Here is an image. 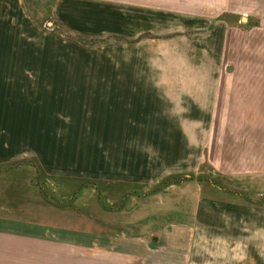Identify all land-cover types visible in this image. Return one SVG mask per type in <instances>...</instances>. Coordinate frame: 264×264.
<instances>
[{"label": "rangeland", "instance_id": "374dc122", "mask_svg": "<svg viewBox=\"0 0 264 264\" xmlns=\"http://www.w3.org/2000/svg\"><path fill=\"white\" fill-rule=\"evenodd\" d=\"M0 147V264H264V0H0Z\"/></svg>", "mask_w": 264, "mask_h": 264}, {"label": "trees", "instance_id": "16d2710c", "mask_svg": "<svg viewBox=\"0 0 264 264\" xmlns=\"http://www.w3.org/2000/svg\"><path fill=\"white\" fill-rule=\"evenodd\" d=\"M40 172H41L42 174H41ZM38 173H39V174H38ZM37 174H38V177H37V178L35 179V181H34V186H35L37 189L42 190V191H41L42 196H43L44 198L48 199L49 201H51L52 203H53V201H54L55 203H61V201L55 199V198L52 197L50 194H48V192L45 191V190H46V186H44V185H45L44 181H45L46 179L49 180V178H48V177L45 178L46 175L42 172V170H37ZM43 179H44V181H43ZM178 179H179L178 177L168 178L167 180H165V182H163L162 187H170V186H172V185H178V184L183 183L184 181H188V179H186V178H183V179H181L180 181H179ZM190 179H191V181H192L194 178H190ZM92 187H93L94 189H96L97 191H99V189H100L99 185H97V184L92 185ZM92 187H91V188H92ZM79 192H80V191H79ZM79 192L75 195L74 199H76V197L79 195ZM99 192H101V191H99ZM73 201H74V200H73ZM69 203H71V202H69ZM66 204H67V203H66ZM64 207L68 208V207H72V205H71V204H69V205H67V206L64 205Z\"/></svg>", "mask_w": 264, "mask_h": 264}, {"label": "crops", "instance_id": "0c3cea01", "mask_svg": "<svg viewBox=\"0 0 264 264\" xmlns=\"http://www.w3.org/2000/svg\"><path fill=\"white\" fill-rule=\"evenodd\" d=\"M10 156H11V154H10V152H8V149H6V152L4 153V150L0 147V165H5V164L9 163L11 161ZM3 157H4V159L6 158V160L1 161V159H3ZM11 169L12 168H10V169L9 168H6V169L0 170V178L2 179V176L7 175V174H9V175L12 176V174L17 173V171H21V172H24L26 175L29 174V175L33 176L30 179V181H31V185L34 186V181L38 177V174H39V173L37 174V170H28L27 167H25L26 170H11ZM22 169H24V168L22 167ZM44 172H45V170H44ZM46 177H48V176H45V178ZM43 181H44V179H43ZM46 181H48V179H46ZM129 190L130 191H134V190H141V189L138 186L132 185V187L129 188Z\"/></svg>", "mask_w": 264, "mask_h": 264}]
</instances>
